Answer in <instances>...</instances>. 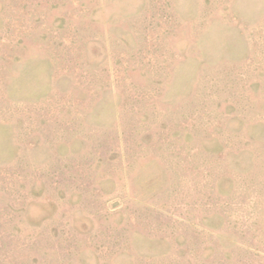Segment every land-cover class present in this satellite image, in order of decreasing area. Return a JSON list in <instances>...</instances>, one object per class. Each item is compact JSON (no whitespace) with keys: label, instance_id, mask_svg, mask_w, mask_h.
<instances>
[{"label":"rangeland","instance_id":"obj_1","mask_svg":"<svg viewBox=\"0 0 264 264\" xmlns=\"http://www.w3.org/2000/svg\"><path fill=\"white\" fill-rule=\"evenodd\" d=\"M0 264H264V0H0Z\"/></svg>","mask_w":264,"mask_h":264}]
</instances>
